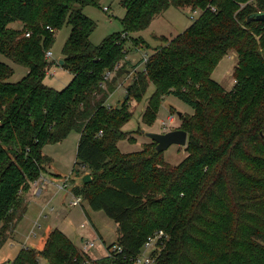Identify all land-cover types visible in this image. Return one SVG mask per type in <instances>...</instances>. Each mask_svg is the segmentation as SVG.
Listing matches in <instances>:
<instances>
[{"label":"trees","instance_id":"1","mask_svg":"<svg viewBox=\"0 0 264 264\" xmlns=\"http://www.w3.org/2000/svg\"><path fill=\"white\" fill-rule=\"evenodd\" d=\"M119 3L125 10L121 31L94 44L95 22L82 9L98 0H0V54L27 69L21 79L7 81L13 69L0 59V250L27 211L33 182L50 164L43 146L71 132L79 134L75 159L85 168L72 174L92 178L71 192L115 222L118 239L106 249L121 247L118 255L92 259L52 228L41 249L21 247L6 264H133L158 229L168 239L155 264H264V21H246L264 12V0ZM168 7L199 15L164 39L132 76L121 104H110L128 63L126 39L137 46L139 35H133ZM63 25L71 30L59 64L45 52ZM228 51L237 64L235 84L225 90L211 74ZM54 64L71 73L61 89L44 83ZM152 86L144 123L153 122L167 94L192 109L180 117L178 129L187 139L178 164L164 160L154 141L135 152L117 146L124 138L134 141L122 130L132 117L130 98L141 101Z\"/></svg>","mask_w":264,"mask_h":264},{"label":"rangeland","instance_id":"2","mask_svg":"<svg viewBox=\"0 0 264 264\" xmlns=\"http://www.w3.org/2000/svg\"><path fill=\"white\" fill-rule=\"evenodd\" d=\"M104 6H108V11L102 10ZM82 11L95 22L96 27L89 37V41L94 44L101 43L105 36L114 32H120L122 29L121 18L124 16L125 10L121 7L119 0H98L97 5L89 4L83 7ZM198 15L199 11H195L194 13L188 8L168 7L165 12L159 14L150 22V26L147 29L133 35L134 37L139 35L137 40L140 42L137 48H141L142 52L137 51L136 46L134 47L131 41L126 39L125 47L128 51L123 60H126L128 63L127 65L124 63L122 66L125 70L124 75L118 80L117 87L108 100L109 103L116 105L121 104L123 101L126 87L131 82L132 76L136 71L142 69L144 65V63H139L136 67L134 66L142 59V53L150 56L152 51L165 44L164 39L169 40L179 34L190 26ZM70 30V26L63 25L59 30L54 32V40L50 50L52 52L51 57L55 61H59L62 58L61 49ZM144 42L146 43L144 44ZM0 59L9 64L13 69V74L7 81L15 82L27 74L25 67L17 63L13 64L1 54ZM236 64L237 57L235 52L228 51V54L215 65L212 71L211 76L225 90H230L235 84L233 70ZM46 72L44 83L57 89L65 86L71 78V73L67 72L61 65H51ZM107 75L111 76L112 72ZM152 91L153 86L149 87L141 101L130 98L128 111L132 113V117L123 125L122 130L127 131L128 138L132 137L134 141H130L127 138L120 140L117 146L121 152H135L142 149L143 144H150L152 140L146 136L147 132L164 133L168 132V130L178 129L181 125L180 117L183 116V113L188 114L192 112L191 107L185 101L172 94H167V96H164L153 122L150 124L144 123L141 114L145 108L146 100ZM177 113L181 115L179 116ZM78 137V133L71 132L62 141L47 143L43 146V152L50 157V164H48L47 171L43 172L37 180L36 183L38 184H33L34 190H40L39 194L34 193L31 195L27 212L19 221L12 240L7 242L0 250V264H6L7 261L14 258L18 248H33L35 243L40 242L41 233L44 231L43 236L46 237L52 228L60 229L74 242L80 252L87 253L92 259L99 258L98 256L104 257L106 245L117 241L118 233L115 222L111 218L109 219L105 212L91 210L84 199H82L81 204L78 206L72 207L69 205V202L75 195L71 191H67V189L76 185L74 184L76 183V179L72 174V170L74 168H79L82 171L85 170V168H80L79 163L75 159ZM185 155V146L177 144L170 145L168 149L162 152L164 160L171 164H178L183 160ZM52 178H56L60 182L58 183L57 180ZM64 180L66 184L63 190H60L59 186L64 183ZM86 213L91 222L97 227L101 237L94 233L92 224L88 220ZM80 236L83 239L94 241L95 246L88 251H83L81 249L83 241ZM93 256L97 257L94 258ZM40 263L46 264L42 259Z\"/></svg>","mask_w":264,"mask_h":264},{"label":"built area","instance_id":"3","mask_svg":"<svg viewBox=\"0 0 264 264\" xmlns=\"http://www.w3.org/2000/svg\"><path fill=\"white\" fill-rule=\"evenodd\" d=\"M108 6H104L102 7V10H106L108 11ZM197 11V10H195ZM194 11V13H195ZM50 31L53 32V29L50 28ZM29 33H26V36H28ZM137 51L142 52L141 48H137ZM52 56V52L51 50H47L45 52V57L48 59V61H52L53 58ZM141 62L140 63H146L147 59L149 58V56H147L145 53H142L141 56ZM119 67V64H117L115 66ZM54 73V72H53ZM111 73L110 71H107V74ZM36 181H34V184H38L36 183ZM65 180L63 184H60L59 189L63 190L64 186H65ZM82 196L81 195H75L73 196L72 200L69 202L70 206H78L81 201H82ZM166 239H168V236L165 235L164 231L162 229H158L156 230L154 233L148 235L147 239L145 240V242L143 243L142 247H141V252L138 253L136 256L131 258V261L133 262V264H155V260H156V256L157 253L159 252L158 250L163 246V244L165 243ZM95 246V242L90 240V239H84L81 249L83 251H88L89 249L93 248ZM160 246V248H158ZM121 251V247L117 244V243H113L111 245L110 248L106 249L105 247V255L104 256H111V255H118Z\"/></svg>","mask_w":264,"mask_h":264},{"label":"water","instance_id":"4","mask_svg":"<svg viewBox=\"0 0 264 264\" xmlns=\"http://www.w3.org/2000/svg\"><path fill=\"white\" fill-rule=\"evenodd\" d=\"M249 20H258L264 21V12L255 13L253 16H249L246 21ZM63 63V59L59 60V64ZM126 97V95H125ZM179 116L180 113H177ZM146 136L155 142V149L158 152H163L172 144H177L179 146L186 145L187 132L183 129L168 130V132L159 133V132H147ZM79 184H85L91 181V177L88 173H84L79 176ZM77 185V184H76ZM4 264V263H1Z\"/></svg>","mask_w":264,"mask_h":264},{"label":"crops","instance_id":"5","mask_svg":"<svg viewBox=\"0 0 264 264\" xmlns=\"http://www.w3.org/2000/svg\"><path fill=\"white\" fill-rule=\"evenodd\" d=\"M71 79V78H70ZM48 156V155H47ZM80 176V175H79ZM75 177V179H76V183H74V184H77L78 185V181H79V178L80 177H78V176H74ZM52 179H54V180H57L58 181V183L60 182V180H58V179H56V178H52ZM39 191L40 190H34V185H33V187L30 189V191L27 193V200H28V205H29V200H30V197H31V195L32 194H39ZM67 191H71V188L70 189H67ZM81 204V203H80ZM28 205H27V207H28ZM27 209V208H26ZM27 212V211H26ZM26 214V213H25ZM25 214H24V216H25ZM86 215H87V218H88V220L91 222V219L89 218V216H88V214L86 213ZM23 216V217H24ZM22 217V218H23ZM91 224H92V227H93V231H94V233H96V234H98L100 237H101V235H100V233H99V231H98V229H97V227L95 226V224L93 223V222H91ZM116 225V224H115ZM17 229V228H16ZM43 233H44V231L41 233V235H40V242L39 243H35V246L33 247V248H35V247H37V249H41L43 246H44V243H45V236H43ZM47 236V235H46ZM80 238H81V240L83 241L84 239L82 238V236H80ZM25 241H26V237H25ZM113 242H115V241H113ZM26 243V242H25ZM107 245H109V244H107ZM97 247V246H96ZM19 249L20 248H18V250L15 252V253H17L18 251H19ZM17 255V254H16ZM16 255H14V256H16ZM103 255H105V253L103 254ZM102 256V255H101ZM94 257V256H93ZM97 257V256H96ZM96 257H94V258H96ZM98 257H100V256H98Z\"/></svg>","mask_w":264,"mask_h":264}]
</instances>
